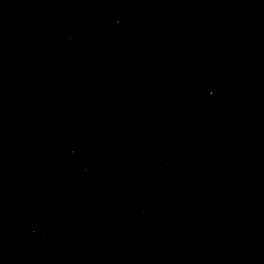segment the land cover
<instances>
[{
	"label": "water",
	"instance_id": "water-1",
	"mask_svg": "<svg viewBox=\"0 0 264 264\" xmlns=\"http://www.w3.org/2000/svg\"><path fill=\"white\" fill-rule=\"evenodd\" d=\"M0 264H264V0H0Z\"/></svg>",
	"mask_w": 264,
	"mask_h": 264
}]
</instances>
